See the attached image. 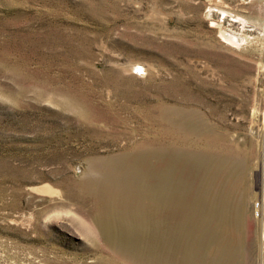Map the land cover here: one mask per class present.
I'll list each match as a JSON object with an SVG mask.
<instances>
[{
    "label": "rangeland",
    "instance_id": "1",
    "mask_svg": "<svg viewBox=\"0 0 264 264\" xmlns=\"http://www.w3.org/2000/svg\"><path fill=\"white\" fill-rule=\"evenodd\" d=\"M161 178L138 221L124 189ZM262 192L264 0H0V264L124 261L130 226L143 262L197 223L187 264H222Z\"/></svg>",
    "mask_w": 264,
    "mask_h": 264
},
{
    "label": "bare ground",
    "instance_id": "2",
    "mask_svg": "<svg viewBox=\"0 0 264 264\" xmlns=\"http://www.w3.org/2000/svg\"><path fill=\"white\" fill-rule=\"evenodd\" d=\"M224 35V34H223ZM224 38L227 41H231L232 43H238L236 41L235 37L231 34H226ZM173 116V114H172ZM179 117V115H178ZM181 134V133H180ZM187 135V134H186ZM178 137V136H177ZM197 137V136H196ZM189 138V137H188ZM198 138V137H197ZM200 138V136H199ZM201 139V138H200ZM157 140V139H156ZM195 140V139H194ZM204 141V140H203ZM149 142V140H148ZM158 142V141H157ZM156 142V143H157ZM195 142V141H193ZM155 143V144H156ZM160 143V142H159ZM191 143V142H190ZM195 144V143H194ZM160 145V144H159ZM190 145V144H189ZM197 145V144H196ZM176 146H178L176 144ZM191 146V145H190ZM192 148V147H191ZM154 158V157H153ZM156 159V158H155ZM163 160V159H162ZM237 164V163H236ZM198 165V164H197ZM203 166V165H202ZM237 166V165H236ZM198 168V167H197ZM202 168V167H201ZM234 169V168H233ZM205 170V169H204ZM197 172V170H196ZM231 173V172H230ZM238 173V172H237ZM236 176V175H235ZM232 179H234L232 177ZM162 178L160 180H152V184L150 185L146 180H143L142 183H138L137 185L128 186L124 189V195L126 197V200H128L132 205L127 206L132 214L137 217V220L140 222H145V217L147 218H158L157 215H159V211L157 214L156 208L159 207V202L161 197L164 201H167V198H170L172 195H169V189L163 190L162 184L160 185V182H163ZM235 182V181H234ZM231 183V182H230ZM240 184V183H239ZM203 186V185H202ZM91 188V187H90ZM234 188V187H232ZM47 189L46 186H42L39 188V190L45 191ZM182 190H185L182 188ZM225 190V189H224ZM231 191V190H230ZM182 192V191H181ZM232 192V191H231ZM183 193V192H182ZM181 193V195H182ZM230 193V192H229ZM228 193V194H229ZM216 194V193H215ZM225 194V193H224ZM223 194V195H224ZM185 196V195H184ZM183 196V197H184ZM229 196V195H228ZM261 201H255V208L256 211L254 213V222L253 225L250 226L251 229H249V235H247L246 238V230L244 229V222L245 221V212H243L241 206H233L232 211H229L228 213L225 210V217L227 219L224 222L225 229V238L227 242V248L229 250L230 255H224L223 263L222 264H264V193L262 192L261 195ZM200 197V196H199ZM198 197V198H199ZM207 197V196H206ZM214 197V196H213ZM212 197V198H213ZM182 198V196H181ZM197 198V199H198ZM179 199V198H178ZM225 199V198H224ZM223 199V200H224ZM125 200V199H124ZM177 200V199H175ZM215 200V199H214ZM222 200V199H221ZM127 201V202H128ZM170 201V200H169ZM181 201V200H180ZM179 201V202H180ZM198 201V200H197ZM196 201V202H197ZM201 201V200H200ZM251 201V200H250ZM110 202V201H109ZM168 202V201H167ZM178 202V201H177ZM176 202V203H177ZM207 202V201H206ZM215 202V201H214ZM221 202V201H220ZM175 203V201H174ZM172 203V204H174ZM164 204V203H163ZM162 204V206H163ZM217 204V203H216ZM228 204V203H227ZM110 205V204H109ZM171 205V204H170ZM178 205V204H176ZM195 205V204H194ZM237 205V204H236ZM161 206V208H163ZM165 206V205H164ZM174 206V205H173ZM213 206V205H212ZM100 207V206H98ZM125 207V206H124ZM170 207V206H169ZM238 207V208H237ZM117 208V207H116ZM165 208V207H164ZM177 208V207H176ZM101 209V208H100ZM149 209L152 211V213L149 211ZM172 209V207L170 208ZM174 209V208H173ZM195 209V208H194ZM193 209V210H194ZM168 210V209H166ZM229 210V209H228ZM107 211V210H106ZM117 211V210H115ZM165 211V209H164ZM162 213V212H161ZM169 213L168 212H165ZM224 213V212H222ZM131 214V215H132ZM169 215V214H168ZM218 215V214H217ZM155 216V217H154ZM175 216V215H174ZM209 216V215H208ZM167 217V216H166ZM182 217V216H181ZM213 217V216H212ZM256 217V218H255ZM162 218V217H161ZM251 218V217H250ZM159 219V218H158ZM164 219V218H163ZM169 219V218H168ZM205 219V218H204ZM252 219V218H251ZM131 220V219H130ZM136 220V221H137ZM155 220V219H154ZM170 220V219H169ZM220 220V219H219ZM250 220V219H249ZM128 221V220H127ZM126 221V222H127ZM133 221V220H132ZM135 221V222H136ZM157 221V219H156ZM161 221V220H159ZM163 221V220H162ZM253 221V220H252ZM134 222V221H133ZM155 222V221H154ZM153 222V223H154ZM168 222V221H167ZM205 222V220H204ZM209 222V221H208ZM216 222V221H215ZM138 223V222H137ZM163 223V222H162ZM207 223V222H206ZM143 224V223H142ZM141 224V225H142ZM149 224V223H148ZM151 224V223H150ZM164 224V223H163ZM174 224V223H173ZM176 224V223H175ZM185 224V223H184ZM131 225V224H130ZM133 225V224H132ZM156 225V224H154ZM197 225L200 227L197 230H192L189 232V235H193L194 233H198V241L195 239H192V236H184L182 233H186L185 228L180 229V231H177L178 237H174L170 243L165 244L164 241H161L160 243L157 241V238L151 237L150 238V244L151 241L155 245V240L157 242V245H155V248L159 249L158 255H150L149 252L145 253L144 261L141 262L137 258V256H131L129 253H134V250L138 248L136 243H133L131 245L126 246L124 242L120 239L121 235L120 233H125L124 236L128 240H133L132 236L133 233H136V227L130 226V227H121L118 230L117 236L115 237V245L118 248V250L121 253V257H123L124 261L115 259V262H110L108 264H163L166 261L176 262L178 261L180 264H187L190 263L193 259V257L196 255L197 251L199 250L198 247L200 245V239L202 234V225ZM136 226V225H135ZM148 226V225H146ZM151 226V225H150ZM219 226V225H218ZM156 227V226H155ZM160 227V226H159ZM209 227V226H208ZM111 227L106 228L105 230L101 228L102 233L104 236L108 234ZM248 228V227H247ZM140 229V228H139ZM142 229V228H141ZM157 229V228H156ZM206 229V228H205ZM213 229V228H212ZM216 229L217 226H216ZM161 230V229H160ZM157 231V230H156ZM163 231V230H162ZM210 238L208 242L203 247H207L210 242L213 239V230H209ZM219 231V230H218ZM248 231V230H247ZM114 232V231H113ZM151 232V230H150ZM107 233V234H106ZM152 233V232H151ZM150 233V234H151ZM129 234L130 236H128ZM168 236V235H167ZM184 237H188L185 239ZM137 241V239L134 240V242ZM194 241V242H193ZM248 242V245L245 246V243ZM132 242V241H130ZM216 248V247H215ZM201 249V248H200ZM137 251L136 253H138ZM199 254V253H198ZM241 255L243 256V261L240 262ZM199 257V255H198ZM219 258L215 256L214 263ZM68 262V261H67ZM58 264H64L65 262H57Z\"/></svg>",
    "mask_w": 264,
    "mask_h": 264
}]
</instances>
